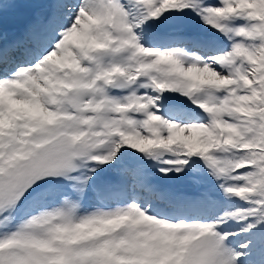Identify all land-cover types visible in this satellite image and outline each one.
I'll list each match as a JSON object with an SVG mask.
<instances>
[{
    "label": "snow or ice",
    "instance_id": "snow-or-ice-1",
    "mask_svg": "<svg viewBox=\"0 0 264 264\" xmlns=\"http://www.w3.org/2000/svg\"><path fill=\"white\" fill-rule=\"evenodd\" d=\"M0 264H264V0H0Z\"/></svg>",
    "mask_w": 264,
    "mask_h": 264
}]
</instances>
